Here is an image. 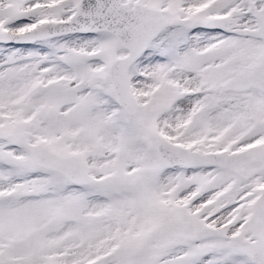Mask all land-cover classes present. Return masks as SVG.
<instances>
[{
    "label": "snow or ice",
    "instance_id": "1",
    "mask_svg": "<svg viewBox=\"0 0 264 264\" xmlns=\"http://www.w3.org/2000/svg\"><path fill=\"white\" fill-rule=\"evenodd\" d=\"M0 264H264V0H0Z\"/></svg>",
    "mask_w": 264,
    "mask_h": 264
}]
</instances>
